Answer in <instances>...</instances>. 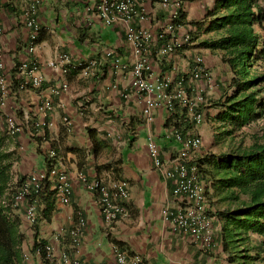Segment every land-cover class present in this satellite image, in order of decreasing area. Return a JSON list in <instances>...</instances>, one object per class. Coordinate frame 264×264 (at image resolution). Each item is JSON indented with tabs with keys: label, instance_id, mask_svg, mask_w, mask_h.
Listing matches in <instances>:
<instances>
[{
	"label": "crops",
	"instance_id": "1",
	"mask_svg": "<svg viewBox=\"0 0 264 264\" xmlns=\"http://www.w3.org/2000/svg\"><path fill=\"white\" fill-rule=\"evenodd\" d=\"M33 1L0 0L3 7L0 22L5 28L6 72L12 79L14 71L20 81L24 76L20 66L36 61L40 69L34 74L43 76L45 81L40 88L29 87L26 90H19L16 85L17 90L3 100L1 109L6 116L12 115L24 125L22 132L11 135V144L5 143V148L15 150L17 155L12 184L21 176L28 177L46 169L51 149L56 151L58 166L70 176L72 193L69 203L59 200L53 182L47 184L48 191L55 192L54 207L47 218L43 210L47 199L51 198L40 197L35 201L38 240L44 239L53 247L55 258L50 263L69 264L60 259L62 253L88 264L111 261L113 245L140 254L145 264H247L249 259L253 260L255 257L249 246L244 244L249 240L261 242L263 235L248 232L244 235L246 240L238 243L227 241L226 247L222 237L225 221L220 213L235 208L236 202L227 198L228 191L220 187L215 163L217 160L221 162L223 155L236 144L230 139L232 135L224 134L226 123L218 119L221 106L215 103L225 99L233 73L229 64L223 61V50L202 45L218 34L209 30L208 25L220 0H184V11L179 20L182 25L177 29L181 46L166 57L154 54L151 58L156 74L170 75L174 81L183 79L191 96L204 95V101L200 103L203 121L199 124L184 123L183 128L200 135L203 140L199 158L209 185L208 206L214 215L218 241L216 249L209 252L189 235L174 229L164 216V209L177 206L175 180L165 177L155 166L148 154L147 142L153 136L166 160L173 155L177 143L164 134L168 119L166 109L157 108L153 121L148 122L143 114L144 98L135 93L125 96L130 92L128 70L135 61V55L124 26L106 25L96 10L98 0H40L35 13L38 38L35 50L30 52L32 29L26 25L25 12ZM153 13L161 21L164 12L156 6ZM159 20L145 23L158 36L162 26ZM188 34L191 38L186 41ZM168 39L159 36L151 46L152 52L155 53ZM110 50L120 57L126 69L116 67L114 56L108 55ZM63 52L75 62L96 60L98 64L87 75L82 71L63 75L48 65ZM198 56L203 57L205 69L214 77V90L191 74ZM64 82L68 83V89L58 94L52 92L53 87H60ZM214 99L218 100L206 108L207 101ZM45 101L52 104L46 115L47 126H35L42 117L40 108ZM257 121L262 125L263 119ZM254 123L236 132L234 139L237 140L238 134L251 127L256 131L262 127H254ZM220 133L228 137L222 144ZM240 143L243 142L237 144ZM212 172L215 173L213 177ZM82 177L89 182L101 180L111 189L120 181H128L129 198L121 201L128 216L120 218L113 226L107 225L101 212L99 192L87 189ZM241 199L247 197L241 195ZM14 209L22 216L21 229L26 237L23 249L28 252L35 242V226L31 227L27 222L24 203ZM81 217L85 219V225L81 243L75 246L70 230ZM28 264H41V261L35 259Z\"/></svg>",
	"mask_w": 264,
	"mask_h": 264
},
{
	"label": "built area",
	"instance_id": "2",
	"mask_svg": "<svg viewBox=\"0 0 264 264\" xmlns=\"http://www.w3.org/2000/svg\"><path fill=\"white\" fill-rule=\"evenodd\" d=\"M264 7V0H259ZM40 0H34L26 10V25L32 29L30 34V44L28 50H35V42L38 38L39 26L35 19ZM159 7L164 12L161 21L153 13V8ZM0 3V11L2 10ZM96 10L99 17L106 25H123L127 40L131 43L135 61L128 70L131 81L129 93H135L144 98L143 114L148 122H152L157 108L163 107L168 113L169 125L165 127L164 134L167 138L177 143L173 155L169 160L162 156V148L153 136L148 138L147 150L155 166L165 177L175 180L174 196L177 206L175 208L164 209L165 218L169 219L174 229L185 235H189L203 250L209 252L218 246L214 217L210 214L208 206V183L202 169L199 158V150L202 146V137L198 134L187 132L184 123L199 124L203 121V113L200 110V103L204 101V95L191 96L185 86V81L172 80L170 75L156 74L154 64L151 60L154 54L158 57H166L176 51L182 44L177 36V29L182 25L179 20L184 11V0H98ZM159 20L161 26L160 37L169 39L163 43L155 53L151 46L159 38L150 26H145L146 22L152 23ZM5 28L0 22V97L1 103L13 93L14 81L8 77L6 72L5 49L3 37ZM188 34L185 40H189ZM109 56H114L116 67L126 69L127 66L121 64V59L111 50ZM96 60L75 62L72 57L63 52L59 53L48 65L67 75L74 71H82L85 75L97 66ZM40 65L33 61L20 66V72L24 75L17 87L19 90H26L29 87L40 88L45 81L38 73ZM191 74L195 79H202L210 90H214L216 82L214 77L208 73L204 66V59L201 56L195 58L191 68ZM68 89V83L64 82L60 87H53L52 92L60 93L61 90ZM52 109L50 101H45L41 106V119L35 126H47L46 115ZM179 112H182L178 115ZM183 114V116H182ZM23 123L18 122L12 115L6 116V129L9 135H16L23 131ZM49 163L44 170L28 175L26 180L18 188L13 196L12 206L14 208L25 204V216L28 224L33 227L38 221V210L36 199L49 182L55 184V191L59 200L67 204L70 202L72 185L68 172L58 166L56 161V151L51 149L48 152ZM83 183L90 191H97L100 194V206L104 220L107 225L119 221L120 218L127 217L128 212L122 200H127L130 193L128 181L116 183L112 189L103 181H87L82 177ZM85 219L80 218L79 223L70 230L75 246L80 245L82 228ZM40 240V239H39ZM42 251L46 252V259H54L53 247L46 243L34 251L23 253V259L28 264L35 259H39L41 264H46L42 258ZM60 259L69 264H88L78 258L71 259L67 253H62ZM95 264H145L144 258L138 253H130L125 249L112 246V259L97 262Z\"/></svg>",
	"mask_w": 264,
	"mask_h": 264
},
{
	"label": "trees",
	"instance_id": "3",
	"mask_svg": "<svg viewBox=\"0 0 264 264\" xmlns=\"http://www.w3.org/2000/svg\"><path fill=\"white\" fill-rule=\"evenodd\" d=\"M211 15L214 17L208 29L218 34L214 39L205 40L202 45L223 50V61L232 70L233 77L225 92V99L215 104L221 106L217 116L226 123L224 134L233 136L264 116V7L259 0H220ZM255 65L261 68L253 69ZM14 73L13 91H16L19 81ZM1 104L0 97V264H27L23 259L26 237L21 229L22 216L12 206L13 196L27 177L21 176L12 184L17 155L15 150L5 148L9 133ZM168 125L166 121L165 126ZM249 136L251 144L234 145L223 155L221 162L217 160L215 163L220 187L228 191L227 198L236 202L235 208L220 213L225 221L222 230L224 247L227 241L238 243L246 240L244 235H248V232L264 237V126ZM54 194L45 187L38 197L33 194L30 198H51L47 199L43 210L45 218L54 207ZM241 195L247 199H241ZM20 208L24 211L23 207ZM34 226L32 251L47 243L44 239L38 240L37 223ZM262 242L261 247L264 248ZM257 251L254 259L262 257V251ZM41 256L46 264H51L46 259L45 251Z\"/></svg>",
	"mask_w": 264,
	"mask_h": 264
},
{
	"label": "rangeland",
	"instance_id": "4",
	"mask_svg": "<svg viewBox=\"0 0 264 264\" xmlns=\"http://www.w3.org/2000/svg\"><path fill=\"white\" fill-rule=\"evenodd\" d=\"M261 68V66L260 65H255V68H253V69H260ZM218 99H214L213 101L212 100H208L207 102H208V106L206 107V108H210V103H213L214 101H217ZM261 119H263V123H262V125L261 124H258V121H256L255 123H254V127H256V126H258V127H260V126H263L264 125V116L262 117V118H260V119H258V120H261ZM252 131H256L255 130V128H253V127H251L250 129H248V130H245L244 132H242L241 134H238L236 137H239L237 140L236 139H234L235 137H233L232 136V138H230V139H232L231 141H232V143H235L236 145H237V143H239L240 141H242L244 144H250L251 142H252V140H251V138H250V136H249V134L252 132ZM220 135V138H219V140H220V142H221V144L224 142V138L225 139H228V137H224L221 133L219 134ZM7 137H6V140H5V143H8V144H11L12 143V140H11V135H9V134H7L6 135ZM249 136V137H248ZM201 161V160H200ZM14 184V183H13ZM262 241H264L263 239H262ZM258 242V241H253V240H249L248 241V243H245L244 244V246H249V248H250V253H252V255L253 256H257V250L258 249H260L261 251H262V257H258V258H256L255 260L253 259V260H248L247 261V264H264V248H262L261 247V245H262V243L263 242Z\"/></svg>",
	"mask_w": 264,
	"mask_h": 264
}]
</instances>
